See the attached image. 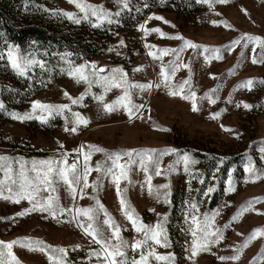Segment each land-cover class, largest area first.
Returning <instances> with one entry per match:
<instances>
[{
  "label": "rangeland",
  "instance_id": "374dc122",
  "mask_svg": "<svg viewBox=\"0 0 264 264\" xmlns=\"http://www.w3.org/2000/svg\"><path fill=\"white\" fill-rule=\"evenodd\" d=\"M50 1L53 9L72 11L77 16L81 15L74 5L68 3V0ZM191 1L192 3L187 5V9L181 12L162 10L158 6H154L150 8L138 25L144 24L145 28L158 27L161 31L169 34L179 32L195 43L214 47L226 45L242 33L264 37V0H228L226 4H214L212 10L207 4L197 3V0ZM88 2L102 5L112 11H115L117 7L114 0H88ZM142 2L143 0H129L130 8L121 12L119 24L104 23L101 26L105 35L99 53L89 59L72 60L73 63L79 64L85 60L95 61L98 67L103 66L106 70L113 67L122 68L129 80L138 83L152 81L155 84L159 82L158 73L161 62L167 63L172 57L165 55L159 60H153L148 56V51L155 52L158 48L163 47L175 48L179 42L167 37L162 38L154 32L145 35L137 24L132 23L137 20L136 10L143 6ZM150 16L153 18L149 19ZM155 16L163 17L169 23L157 20L154 18ZM54 18L59 23L68 25L69 32H72L73 29L81 32L92 28L88 22L83 20L76 24L62 15H55ZM213 19L226 20L232 25V28L213 25L210 23ZM145 21H147L146 24ZM121 39L124 41L123 45L118 43ZM145 45L155 47L146 48ZM19 48L22 52L37 51L36 46L34 48ZM109 48L114 50L109 51ZM44 53L39 50L37 52L40 58L47 61L48 67L52 68L51 64H54L59 57H46ZM259 53V45L255 51L249 45L244 49V54L241 57L240 45H237L231 52L222 50L221 59L213 58L205 62L202 56H196L191 49H186L181 57L183 63L188 64L191 68V75L189 76L188 68L180 67L171 77L172 84L178 85L184 79H189L191 88L198 97L209 89L219 86L216 94L219 99L216 100V103L209 105L206 100L199 101L200 110L193 112L190 101L184 100L180 96L169 95L168 90L163 86L160 88L153 86L150 90H145L134 96L135 102L145 107L142 109V116L134 117L131 121L122 109L111 113L102 111L98 102L94 101L91 95V92L99 93L101 91L96 85L92 86L91 92L84 97L80 104L72 105L63 93L67 91L69 95L77 97L84 91L85 85L77 83L76 79L69 77L66 72H61L37 91L23 107L18 109L5 106V109L0 111V135H3L4 139L9 142L8 146L0 147V155L22 156L27 160L44 159L53 155L54 149H57L59 144H63V150L69 152V163L77 156V153L71 151L73 148L84 145L87 150L89 144L107 150L175 148L181 155L188 152L196 161L189 165L188 173L184 171L183 163L176 165L175 171H166L169 163L176 159L175 154L172 153L159 158L161 175H156L154 170L152 171L151 183L153 185H169L168 189L159 191L170 192L168 197L170 203L165 204L162 200L157 202L155 191L153 195H149L145 174L135 166L129 172V179L120 181L122 196L146 224H154L163 217L164 213H167V222L164 227L167 230L169 247L161 245H154V247L156 252L161 255L171 252L174 257L173 264H248V261L260 252L261 245H264V237L257 236L252 240L236 262L220 261L217 256L231 255L234 246L242 243L244 237L250 234L252 229L264 228V199L255 202L251 209L243 212L235 221L231 220L232 215L246 201L264 197V178L247 182L243 179V165L247 162L248 157H251L257 168L264 169V153L258 151L261 147L259 141L264 140V83H261L264 81V63H252V56L256 55L259 58ZM5 58L12 76H19L9 66L6 52ZM71 58H74L73 55L67 59L71 60ZM62 64V67L67 66L64 61ZM138 66L143 67L134 72L133 69ZM230 69L233 71L230 72ZM38 71L46 72L37 66L26 75L35 74L38 79H41V74H36ZM249 78L254 82L251 89L236 87L237 84ZM8 83L6 77L0 79V87ZM187 88L186 85L184 91H187ZM229 93H231V103L225 99ZM119 94L120 90L113 88L105 94V101H110ZM33 100L52 104L69 103L72 111L80 112L89 119V123L80 125L76 133H68L64 131V119L58 115L50 117L47 123H41L35 118L23 121L15 120L6 114L31 112V101ZM240 101L253 107L245 109L242 104L237 107L236 104ZM0 102L3 101L0 99ZM3 104L5 105L4 102ZM222 108L225 111L219 118L216 120L209 118V112L220 111ZM35 114H41L40 110L37 109ZM65 114L68 115L67 110ZM153 124L160 125L167 131L154 128ZM221 125L224 127L222 128ZM233 133H239V135H233ZM198 150L203 152L202 154H205L206 157L196 159L194 154ZM210 158H216V160L223 158V161L227 162L228 160L230 164L227 170L222 171V165L218 169L217 162L216 167L209 163ZM121 159L126 160L127 157ZM103 160L102 153L94 152L92 154L89 161L93 167L88 175L90 182L97 179L98 174L94 170L96 162ZM78 162L82 166L83 158L80 157ZM229 169H232L235 190L225 194L224 182L228 179ZM2 175L3 173H0V176ZM201 177L203 182H201ZM101 179L102 185L94 195L115 222L121 225L123 229L121 235L124 239L131 241L133 237L140 238L138 233L132 231L131 225L119 210L117 186L111 182L110 177ZM213 184L215 191L208 198L199 200L203 196V189ZM189 187H191V192H189ZM58 193L61 203L65 206L75 203L77 206L87 207L94 203L90 199V196L93 195L91 185L84 189L83 196L78 190L75 201L65 191L63 185L58 188ZM43 195H48V193H43ZM189 197L198 198L201 213L206 210H218L215 226L222 227L225 223H229V227L224 230L223 240L212 246L209 251L199 252L196 257L191 259L189 258L191 256L189 250L191 236L186 231H182L187 227L183 212L184 201ZM24 207H29L27 201L16 204L0 199V240L8 241L17 237L30 236L41 239L46 244L65 247L68 251L70 264H96L95 257H91L90 261L86 257L88 247L95 248L97 246L89 245L90 238L84 237L76 223L69 222L70 216L53 219L46 213L39 212H30L23 217L15 216V213ZM5 217H11V219H3ZM100 220L101 222L103 220L102 213ZM75 244H80L81 247L73 249L71 246ZM12 250L19 264H50L48 257L42 252L29 251L21 245H14ZM138 254V251L136 253L130 249L128 251L129 258ZM150 264H166V262L151 259ZM255 264H264V259L258 258Z\"/></svg>",
  "mask_w": 264,
  "mask_h": 264
},
{
  "label": "snow or ice",
  "instance_id": "6c2138e0",
  "mask_svg": "<svg viewBox=\"0 0 264 264\" xmlns=\"http://www.w3.org/2000/svg\"><path fill=\"white\" fill-rule=\"evenodd\" d=\"M69 4L75 6L81 15L77 16L72 11H64L58 9L48 10L52 15H62L72 20L74 23L79 24L81 21L88 22L93 28L101 27L104 23L108 25L119 24L121 12L130 8L129 0H114L116 10L112 11L102 5L93 4L88 0H68ZM197 3L207 4L209 9L212 10L214 4H226L228 0H197ZM143 7H148L145 3ZM244 11L243 9H241ZM139 11V9H137ZM245 14H247L245 12ZM154 16V14H153ZM150 16L149 19L153 18ZM157 20H164L163 17L155 16ZM145 24L147 21L144 22ZM164 23H169L164 20ZM213 25H224L227 28H232V25L226 20L213 19L210 21ZM138 28L143 30L145 35L149 32L158 33L160 37H167L179 42L175 48L163 47L158 48L155 52L149 50L148 56L153 60H159L165 55H170L172 59L167 63L161 62L159 68V82L153 84L152 81L147 83H138L129 80L127 74L120 67H113L105 69L103 66L98 67L95 61L85 60L82 63L75 64L72 60L67 59L72 55L71 52H58L53 53V56H58L61 61H64L66 67H61V72H66L69 77L76 79L77 83L85 85L84 91L79 96L73 97L67 91L63 93L72 105L80 104L84 97L89 95L92 86L96 85L100 88V92H91L92 99L98 102V106L104 113H111L118 110H123L127 114L129 121L134 117L140 118L142 116V109L145 107L142 104L135 102L134 96L143 93L145 90H150L153 86L156 88L164 87L168 90L171 96H180L184 100L191 102V110L197 112L200 110L199 101L206 100L209 105L216 103L219 96L216 95L219 86L209 89L202 96H197V93L192 90L190 80L184 79L178 85H173L171 77L175 74L176 70L180 67L189 69V76L191 75V68L188 64L183 63L181 54L186 49H191L196 56H202L205 62L215 58L221 59L222 50L231 52L234 47L240 45L241 57L244 54V49L249 45L255 51L257 45L260 47L259 58L256 55L252 56V63H264V37L260 35H252L249 33H242L239 37L231 40L228 44L221 47L208 46L198 44L184 37L179 32L169 34L161 31L160 28H145L144 24L138 25ZM3 33H0V37ZM120 45L124 44L121 39L118 41ZM146 48L155 46L145 45ZM114 49L109 48V51ZM37 51L22 52L19 46L11 43L7 44L6 56L9 66L19 76H25L29 71L35 67L41 70L51 71L48 67L46 60L40 58ZM47 55V52L44 53ZM0 59H4V53H0ZM239 59V58H238ZM143 66L134 68L133 71H139ZM235 68V66H233ZM233 71L232 69L229 70ZM211 75V74H210ZM253 79L249 78L240 82L236 87H247L249 89L253 86ZM264 83V81H261ZM188 86L187 91H184L185 86ZM113 88L119 89L120 94L116 95L114 99L105 101V94ZM228 103H231V93L225 98ZM241 104L245 109H251L253 106L240 101L236 104L240 107ZM31 112L20 114L17 112L6 113L15 120H30L35 118L41 123H47L49 118L58 115L64 119V131L68 133H76L80 125H87L89 119L83 116L80 112L72 111L69 103H42L39 100L31 101ZM5 109L3 102H0V111ZM39 109L41 114L36 115V110ZM67 110L68 115L65 114ZM220 111L209 112L208 116L212 120L220 117ZM71 117V118H70ZM69 125H71L69 127ZM154 128L162 131H167L160 125L153 124ZM223 128L224 126L221 125ZM231 131L230 129H225ZM239 135V133H233ZM59 143V142H58ZM261 147L258 149L264 153V140L259 141ZM63 144H59L57 149H54V154L44 159H31L27 160L22 156H9L7 154L0 155V199L20 204L21 201H27L29 207L22 208L21 211L15 213V216L23 217L30 212L46 213L48 217L53 219H60L61 216L71 217L70 223H76L77 227L82 230L85 238L89 239V245L95 244L97 247H88L87 257L96 258V264H150L151 259L156 261H165L166 264H173V254L168 252L166 255H161L156 252L154 245H161L169 247V240L167 230L164 227L167 222V213L163 214L161 219H158L154 224H146L141 219L136 210L127 203L126 199L122 196L120 189V181L129 179V172L135 166L145 174V183L147 184L149 195H153L155 191V198L157 202L161 200L168 204L170 203L168 197L169 191L161 192L160 189H168V184L153 185L151 183L152 171L156 175H161V167L159 158L165 154H175L176 159L169 163L166 171L171 172L176 170V165L183 163L184 171L189 172V165L196 163L188 152L182 155L175 148L155 149V148H127L118 150H107L100 146L89 144L87 150L84 145L73 148L71 151L77 153L69 163V152L63 150ZM94 152L102 153L104 156L103 161H97L94 170L96 171L97 179L89 181L88 175L93 170L92 165L89 164L91 156ZM83 158V165L81 166L79 158ZM122 157H127L122 160ZM223 163V158L218 160V164ZM244 181H256L264 178V169L257 168L251 160L247 158V162L243 165ZM102 177H110L116 187L117 199L119 200L120 212L131 225L133 232L138 233L140 238L133 237L131 241L126 240L121 235L122 227L117 224L114 218L104 208L103 204L94 195L98 188L102 185ZM201 182L203 179L201 177ZM131 183V181H129ZM225 194L235 190V182L232 178V169L228 170V179L225 180ZM63 185L65 191L69 194L73 201H75L77 192L83 196L84 189L91 185L93 195L90 199L94 203L87 207L77 206L75 203L65 206L61 203V197L58 193V188ZM143 187V185H141ZM215 191V185H210L208 188L203 189V196L199 200L208 198L211 193ZM191 192V187H189ZM48 193V195H43ZM264 197H256L246 201L242 204L237 211L232 215L231 220L235 221L243 212L252 208V205ZM184 221L187 225L186 231L191 236L190 253L189 257L194 258L199 252H206L212 246L218 244L224 239V230L229 227V223H225L222 227L215 226V220L218 215L217 209L211 211L200 212L199 201L197 197H189L184 201ZM151 211V209H150ZM258 211V210H257ZM103 214V220H100V214ZM47 218V217H46ZM3 219H11L5 217ZM257 236L264 237V228H254L250 234L244 237L243 242L237 244L233 248L231 255H219L217 259L220 261L236 262L240 259L241 253L254 240ZM21 245L29 251H39L44 253L50 264H70L68 259V251L65 247L53 246L46 244L43 240L33 238L30 236L17 237L13 240H0V264H19L16 256L13 253V246ZM73 249L80 248V244L71 246ZM129 249L138 255H133L129 258ZM260 258L264 259V245H261L260 252L253 256L248 264H255V261Z\"/></svg>",
  "mask_w": 264,
  "mask_h": 264
},
{
  "label": "trees",
  "instance_id": "16d2710c",
  "mask_svg": "<svg viewBox=\"0 0 264 264\" xmlns=\"http://www.w3.org/2000/svg\"><path fill=\"white\" fill-rule=\"evenodd\" d=\"M160 2V4H159ZM148 7H140L135 14L133 24L145 17L150 8L158 6L159 9L181 12L187 9L191 0H143ZM193 6V4H192ZM53 5L50 0H0V53H4V59H0V79L6 77L9 82L0 87V99L6 107L21 108L26 102L39 91L47 82L56 78L61 73L62 61L57 59L51 71L37 72L41 74L38 79L35 74H28L25 77L12 76L9 72L5 58L7 44H15L21 48L37 47V50L47 52L46 57H52L53 53L71 52L74 58L71 60L89 59L102 49L105 32L101 28H87L78 32L73 29L69 32V26L59 23L51 14ZM90 37V38H89ZM34 45V46H33ZM8 141L0 135V147L8 146ZM199 150L194 154L196 159L205 158ZM219 158H210V164L217 166ZM217 162V164H216ZM218 164L223 170H227L230 164L227 160ZM209 164V165H210Z\"/></svg>",
  "mask_w": 264,
  "mask_h": 264
}]
</instances>
